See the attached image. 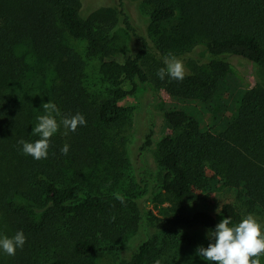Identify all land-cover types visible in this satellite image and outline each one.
<instances>
[{
	"label": "trees",
	"instance_id": "trees-1",
	"mask_svg": "<svg viewBox=\"0 0 264 264\" xmlns=\"http://www.w3.org/2000/svg\"><path fill=\"white\" fill-rule=\"evenodd\" d=\"M137 1L147 11L148 37L161 66L169 54L181 60L200 48L209 54L207 69L183 63V81L161 80L144 38L143 49L123 62L101 60L98 72L111 83L104 91L90 80L88 59L109 56L116 28L130 27L125 0L96 9L88 0H0V214L7 237L18 231L26 237L12 264H94L136 240L141 202L152 193L149 185L103 190L95 187L90 172L122 164L126 153L120 131L140 109L122 102L129 97L141 101L151 87H166L174 98L208 101L227 77L246 85L236 117L218 134L202 131L183 109L162 113L170 131L156 154L164 171L159 189L180 204L200 202L203 193L218 186L232 188L251 210L264 214V81L251 87L235 64L221 59L237 55L264 68V0ZM88 8L93 11L85 12ZM70 39L85 42L87 54ZM49 101L60 110L58 122L79 113L87 124L75 132L61 124L48 157L36 160L22 152L18 141L39 139L33 127ZM65 144L67 155L61 153ZM151 144L148 134L144 147ZM219 217L197 211L163 220L173 231L166 234L170 242L137 240L128 264H164V252L184 254L198 231L206 237L223 219L231 217L236 224L244 215L238 205L226 202Z\"/></svg>",
	"mask_w": 264,
	"mask_h": 264
},
{
	"label": "rangeland",
	"instance_id": "rangeland-1",
	"mask_svg": "<svg viewBox=\"0 0 264 264\" xmlns=\"http://www.w3.org/2000/svg\"><path fill=\"white\" fill-rule=\"evenodd\" d=\"M119 1L88 0V3L94 5L91 6L92 9H96L101 6H118ZM92 9L88 8L84 11L91 12ZM125 10L129 16L130 27L120 24L116 28L115 39L109 56L98 55L96 57L91 56L88 59V76L98 89L104 91L111 86V83L108 79L103 80L98 72L101 60L109 57L123 62L130 54L143 49L144 38L150 41L153 50L150 58L153 66L158 69L165 67V65H160L161 58H158L159 56L148 37L147 11L137 0H125ZM70 40L87 54L85 42ZM208 57L209 54L205 50L197 48L181 61L191 69L200 68L205 70L208 65ZM154 58L158 59L154 60ZM221 59L235 64L251 87H254L259 80L264 81L263 67L237 55H225ZM245 91H247L245 84L241 83L236 77H227L222 81L215 95L208 101L174 98L166 87H161L159 90L151 87L141 101H138L135 97H129L122 102L124 105L137 104L140 106L139 111L128 118L124 128L120 131L118 139L123 141L121 149L126 153L124 158L122 157V164L119 167L113 166V164L110 166V170L113 172L112 177L109 176L111 171L108 170V172L105 170V166H101L96 173L90 172V180L95 183L96 188L109 191H121L135 184L144 185L147 183L152 193L149 198L141 202L142 227L138 231L139 234L132 239L136 240L126 245L124 252L106 254L101 258H96L94 264H128L135 254L134 243L137 240L157 239L161 244H165V241L170 242L166 234L173 231L167 227L163 220L182 213L193 214L197 211H207L219 219L221 208L226 202L238 205L244 218L252 214L258 222L264 225V214L258 210H251V206L247 204L246 199L241 198L240 193L232 188L218 186L209 193H203V199L200 202L185 201L180 204L174 203L159 189L164 171L157 163L156 154L160 140L170 131L162 113L173 108L183 109L196 118L202 131L218 134L236 117L239 101ZM148 134H151L152 144L144 147ZM209 173L211 174L210 171ZM122 174H125L123 178ZM106 175L108 176L107 180ZM149 211L160 220L153 219L148 214ZM3 221V216L0 214V238L7 236V228ZM197 233L200 236L195 237V243L184 254L180 255L179 250L176 249L168 250L162 255L164 257V259H161L162 263L208 264L197 254V249L200 246L206 248L210 240H207V234L206 237L203 235L206 233L205 231L202 230V232L198 231ZM11 257L0 250V264H12ZM261 263L264 264V257L261 258Z\"/></svg>",
	"mask_w": 264,
	"mask_h": 264
},
{
	"label": "clouds",
	"instance_id": "clouds-1",
	"mask_svg": "<svg viewBox=\"0 0 264 264\" xmlns=\"http://www.w3.org/2000/svg\"><path fill=\"white\" fill-rule=\"evenodd\" d=\"M163 63L165 67L157 71L159 79L164 80L165 76H168L174 80H184L187 71L181 60L169 54L164 57ZM42 107L46 114L37 118L38 123L32 131L39 139L34 142H26L23 139L18 141V144L22 145V152L36 160L48 157L51 138L59 131L61 124L72 132L87 124L85 117L79 113L71 117H62L58 122L56 117L61 115L60 110L51 101L44 103ZM68 151L69 146L65 144L61 153L67 155ZM118 198L124 202L122 197ZM208 239L213 242L206 248L200 246L197 249V254L208 264H261V258L264 257V225L252 214L236 224L232 223L231 217L223 219L214 230H209ZM25 243L24 233L18 231L11 238L7 236L0 238V250L8 256H14L17 249H22ZM155 264H160V261L157 260Z\"/></svg>",
	"mask_w": 264,
	"mask_h": 264
}]
</instances>
